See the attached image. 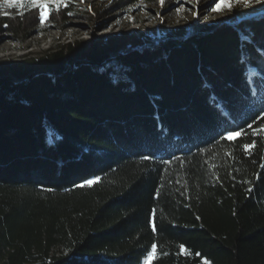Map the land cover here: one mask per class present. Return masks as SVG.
I'll return each instance as SVG.
<instances>
[{
  "label": "trees",
  "instance_id": "obj_1",
  "mask_svg": "<svg viewBox=\"0 0 264 264\" xmlns=\"http://www.w3.org/2000/svg\"><path fill=\"white\" fill-rule=\"evenodd\" d=\"M142 3L161 6L69 0L43 24L37 8L0 4V37L99 25ZM262 125L264 16L1 60L0 264H143L153 243L149 264H264Z\"/></svg>",
  "mask_w": 264,
  "mask_h": 264
},
{
  "label": "rangeland",
  "instance_id": "obj_2",
  "mask_svg": "<svg viewBox=\"0 0 264 264\" xmlns=\"http://www.w3.org/2000/svg\"><path fill=\"white\" fill-rule=\"evenodd\" d=\"M172 2L176 3L168 9L142 3L139 4L140 7L135 6L131 11L119 17H109L106 23L99 25L98 23L95 24L84 19L75 18L68 23L64 30L53 29L45 34L34 33L25 42H18L6 36H1L0 61L28 53L39 54L57 42L70 39H89L94 34L101 35L122 30L147 31L154 30L161 25L172 26L178 23L188 24L195 21L210 22L238 18L246 14L264 16V5L256 4L254 0L249 6H245L242 2L234 3L231 9L225 7L223 11L212 10L219 0H200L199 3H196L195 0L191 3L189 0H173ZM225 2L230 3L231 0H225ZM82 5L90 6V3L84 2ZM177 8H181L182 11L177 12ZM48 136L49 140L54 141L56 134L50 129ZM143 264H149V260L145 258Z\"/></svg>",
  "mask_w": 264,
  "mask_h": 264
},
{
  "label": "snow or ice",
  "instance_id": "obj_3",
  "mask_svg": "<svg viewBox=\"0 0 264 264\" xmlns=\"http://www.w3.org/2000/svg\"><path fill=\"white\" fill-rule=\"evenodd\" d=\"M189 2H193V0H189ZM196 3H199L200 0H195ZM243 3L245 6H249L253 0H231L230 3H226L225 0H219V2L216 3L215 8H213V11H223L224 8H229L231 9L232 4L234 3ZM254 2L256 4H260V5H264V0H254ZM0 4L3 5H7L8 7H16L17 9L20 10V15H23V9L25 8V6H29V7H34L37 8L39 10V21L41 24L45 23L46 20L48 19V14L49 12L46 11V9H48L49 4L54 5V8L51 10L54 11H59L61 6L63 7H68L69 5V0H0ZM159 4L161 6H163L165 4V0H159ZM137 7H140V5H137ZM177 12L182 11L181 8H177L176 9ZM72 13L69 12V15H71ZM5 16L8 15L7 12L4 13ZM5 27H7V25H5ZM249 128H251V125H249ZM243 131V130H241ZM262 131H264V125H262L260 128L257 129H253V134H260ZM239 135V133H234V132H229L228 136L229 138H232L234 136ZM255 146V141H252L251 144H244L243 147L245 150H248L252 147ZM229 155H231V153H229ZM145 159H148V157H145ZM170 162V161H169ZM213 167L215 168V165H213ZM261 167H264V164L261 165ZM101 178L99 176H94L92 179H86L84 181V184L86 185H92L94 182L99 181ZM249 191H251V189H249ZM155 212V210H153V213ZM152 228L153 231H155V223H154V219H153V223H152ZM179 248L184 251V245L181 244L179 245ZM157 252V245L155 243L151 244V251L147 252V260L152 259L155 254ZM164 255H167V253H164ZM197 255H199V253H197ZM204 264H210L209 261L204 260Z\"/></svg>",
  "mask_w": 264,
  "mask_h": 264
}]
</instances>
